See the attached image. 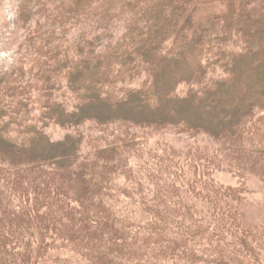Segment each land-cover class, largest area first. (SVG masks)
<instances>
[{
  "label": "trees",
  "instance_id": "16d2710c",
  "mask_svg": "<svg viewBox=\"0 0 264 264\" xmlns=\"http://www.w3.org/2000/svg\"><path fill=\"white\" fill-rule=\"evenodd\" d=\"M21 12L22 56L0 65V264H264L200 198L222 190L210 163L264 178V0Z\"/></svg>",
  "mask_w": 264,
  "mask_h": 264
},
{
  "label": "rangeland",
  "instance_id": "374dc122",
  "mask_svg": "<svg viewBox=\"0 0 264 264\" xmlns=\"http://www.w3.org/2000/svg\"><path fill=\"white\" fill-rule=\"evenodd\" d=\"M22 2L23 0H0V53H10V55L0 58V65L4 68H12L22 56L20 44L25 40L26 33L28 32V28L23 26L20 20ZM170 9L171 7L166 10L170 11ZM9 10L14 11L15 15H10ZM31 17L34 23H41V21L44 22L45 20L44 14H34ZM118 29L119 27L116 28V30ZM187 90V87L184 86V91ZM254 90L258 91L259 89L256 88ZM230 95L233 96L234 94ZM8 99L10 101L12 98ZM39 103H41L40 100ZM144 103L151 104L150 98H144ZM119 104L113 102V109H119L121 107ZM234 104H228L230 107L225 109L223 116L226 117L231 113L235 108ZM144 105L141 101L134 103V106L140 111L144 110ZM38 107L37 114L41 113L40 105ZM205 115L207 114L205 113ZM198 116L201 117L200 114ZM211 123L218 125L224 124L223 121L218 119H214ZM89 127L91 126L88 125L87 129ZM48 130L56 139H59L65 137L71 129L60 124H53L48 127ZM91 132L98 134V129L95 128ZM170 137H174L176 140L179 139L178 141L181 144L197 143L204 145L209 144L211 140V137L206 135H203L199 139L192 138L189 135L177 136L175 134L170 135ZM210 165L211 168L209 171L211 176L216 180V185H220L219 187L222 190L220 192H214L211 195H208V192H204L200 198L205 201V207H209L208 198H213V200L220 202V214L223 219L231 221L232 226L235 227L232 232H234L236 238L237 234L246 237L247 242H250L255 250L264 256V178L261 176L252 177L243 175L224 163L220 164L219 162H215L210 163ZM233 200L235 201L234 203H232ZM223 224L221 225L224 226ZM1 258L2 256L0 255ZM262 261L264 262V259ZM209 264H215V262H209Z\"/></svg>",
  "mask_w": 264,
  "mask_h": 264
},
{
  "label": "clouds",
  "instance_id": "9594fccd",
  "mask_svg": "<svg viewBox=\"0 0 264 264\" xmlns=\"http://www.w3.org/2000/svg\"><path fill=\"white\" fill-rule=\"evenodd\" d=\"M9 14L12 15V16H14L15 15V12L9 10ZM8 55H10V53H8V52H2V53H0V58H3L4 56H8Z\"/></svg>",
  "mask_w": 264,
  "mask_h": 264
}]
</instances>
